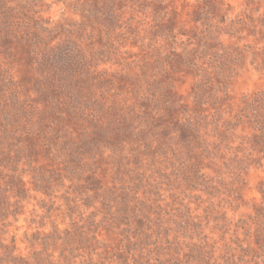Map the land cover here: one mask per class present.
Here are the masks:
<instances>
[{
	"label": "rangeland",
	"instance_id": "1",
	"mask_svg": "<svg viewBox=\"0 0 264 264\" xmlns=\"http://www.w3.org/2000/svg\"><path fill=\"white\" fill-rule=\"evenodd\" d=\"M0 2V242L43 264H200L201 245L264 264V0ZM70 50L111 84L89 76L88 117L60 122L40 62ZM116 95L142 115L124 152L99 107Z\"/></svg>",
	"mask_w": 264,
	"mask_h": 264
},
{
	"label": "trees",
	"instance_id": "2",
	"mask_svg": "<svg viewBox=\"0 0 264 264\" xmlns=\"http://www.w3.org/2000/svg\"><path fill=\"white\" fill-rule=\"evenodd\" d=\"M71 52L72 51L70 50V53ZM70 53L67 54L65 52V55L57 53L54 54V56H52L55 57V59L54 58L49 59L50 56H47L46 59H43V63L40 62L41 69L42 70L44 69L45 75H47V77L44 76L46 78H43V80L45 81L44 84L46 85L47 91H49V93L51 94L46 96V100L49 101V103L54 108L53 120H57L60 122H63L65 118L71 120L73 119L72 117H77L81 119L88 117L86 116L85 110L90 109L89 108L90 103H93L92 97L85 95V93H87V89H89L90 87L89 76H92V78L96 79L97 85H99V89L104 87L106 84H108V86L111 84L108 80H105L94 73L93 75H89L87 72V74L85 73V75H83L82 74L83 71L86 70L87 68V60L81 56V51L77 50L76 52H72L71 54ZM193 55H194L193 53L192 54L186 53L182 57L187 61L188 65L198 67L197 63L194 60L195 57ZM202 72H206V71H202ZM216 75H219V72L216 73ZM134 92H135L134 94H136V96L139 97L140 94L136 90H134ZM118 96L119 95H116V99L110 105L106 106V108L104 105L99 107L103 111L109 110V112L111 113L113 121L112 123H109L108 126L115 127V130L111 129V131H115L113 133H115L117 136L116 139L117 143L115 146L118 149H121L120 150L121 152H124V148L126 147V145L129 144L130 146H133L134 143L137 144V142L138 143L141 142L139 137L143 133V130L141 128L135 127L131 123L132 122L131 118L136 120L140 118V116L142 115H140L141 113L139 111L135 110L136 108L134 109V107H129V106L126 107L127 104L126 99L124 97L120 99L118 98ZM145 100L149 103H153V101L152 100L150 101L148 98H146ZM144 107L146 111L142 114L144 115L146 114L148 117H150L152 122V120L155 119L153 115H155L154 110H157L158 104L157 106L154 105L155 108L152 107V109H150L149 105H144ZM129 109L131 110V115L130 113L129 114L127 113L130 112ZM164 110L165 111L168 110L169 111L168 113L171 114V110L167 109V107H165ZM44 121L45 120H43V122ZM155 121L158 120L156 119ZM160 121H163V119ZM97 123L98 121H93L94 128H99L98 130L101 132L99 137L96 138L97 141H100L101 140L100 138L102 137L106 138V136H108V134L111 133L109 131L110 129L108 130V126H103L102 121L101 124H97ZM82 136L85 138V134L84 135L82 134ZM165 136L169 140L172 139V133L170 131H168L165 134ZM68 143L69 142H63V144H68ZM145 148L147 150H150V148L152 149L151 145L150 148L148 147V145H145ZM109 158H112L114 160L115 162L114 165L116 166L115 167L116 170L119 168L122 171L125 170L124 164L120 166V163L118 162V160L121 161V159H119L120 158L119 155L118 156L115 154L110 155ZM98 189H100V187H98ZM121 191L123 193L117 194L115 198H118L121 195H127L125 190L121 189ZM110 194L113 196L115 195L112 192ZM124 199L125 197H121L122 201ZM105 207L110 211L108 212V215L114 217L113 218L114 221L119 220V218L122 217L126 212H128V214H126L128 217L130 213H133L132 207L125 205L123 203H121L120 206H116L117 209L115 210H113L111 203L105 204ZM75 230L73 233H71L68 229H66L64 231V234H67V236H71L69 234H74ZM83 236H84L83 234H80V232H78L77 238L80 239L79 240L80 245H83L84 243L85 238H83ZM256 238L258 239L259 244L261 242L264 243V235L257 234ZM128 242H130L129 244H132L133 240H128ZM240 248L242 249V255H244V257L249 252L252 251V250L250 251L249 247H244L243 245H241ZM3 250L5 253L4 252L2 253ZM261 250L264 253V246L261 247ZM14 253H15L14 246L11 247L8 245H4L2 242H0V264H43L41 262V259L39 258H34L35 260L33 259L34 261H32L30 259L17 256ZM66 253L67 254H65L64 252V254L60 255V259L64 260L66 264H72V259L75 258V256H73L74 252L70 250L67 251ZM196 254L198 261H200V264H211L213 258L216 259L215 251L214 252L212 250L208 251L207 249L204 248L203 245L198 246ZM97 255L100 254L97 253ZM241 261H243L242 258ZM215 262L213 264H216Z\"/></svg>",
	"mask_w": 264,
	"mask_h": 264
}]
</instances>
